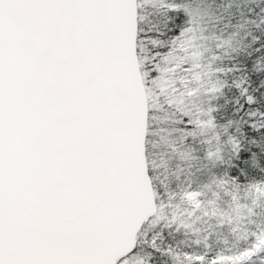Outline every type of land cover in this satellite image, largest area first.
Segmentation results:
<instances>
[{
    "label": "snow or ice",
    "instance_id": "snow-or-ice-1",
    "mask_svg": "<svg viewBox=\"0 0 264 264\" xmlns=\"http://www.w3.org/2000/svg\"><path fill=\"white\" fill-rule=\"evenodd\" d=\"M0 264H264V0H0Z\"/></svg>",
    "mask_w": 264,
    "mask_h": 264
}]
</instances>
